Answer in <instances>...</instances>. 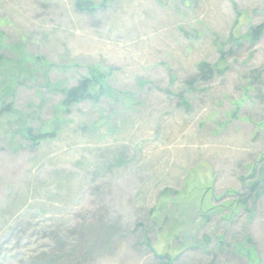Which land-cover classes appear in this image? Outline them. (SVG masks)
Masks as SVG:
<instances>
[{
	"label": "rangeland",
	"instance_id": "rangeland-1",
	"mask_svg": "<svg viewBox=\"0 0 264 264\" xmlns=\"http://www.w3.org/2000/svg\"><path fill=\"white\" fill-rule=\"evenodd\" d=\"M263 23L264 0H0V264H264Z\"/></svg>",
	"mask_w": 264,
	"mask_h": 264
},
{
	"label": "trees",
	"instance_id": "trees-1",
	"mask_svg": "<svg viewBox=\"0 0 264 264\" xmlns=\"http://www.w3.org/2000/svg\"><path fill=\"white\" fill-rule=\"evenodd\" d=\"M86 7H88V5L91 4L90 1H86L83 2ZM76 8H79L82 6L81 1H77L75 3ZM84 7V6H82ZM84 7V8H86ZM80 9V8H79ZM264 30V23L261 25H258L255 30H254V34L253 36H258L260 35ZM196 74H194L190 80L188 81L189 84H193L195 82H199V81H207L210 80L214 74H215V70L213 67H211L209 64L205 63V62H200L198 63V65L196 66ZM251 80V83H256L258 84V82L260 81V74H256L255 72H251L248 76ZM94 87H96V82H94V80L92 78H83L80 79L76 85L69 87L68 89H66L64 91V98L62 100V104L67 107L70 106L74 103H78L84 100H95L97 98V95L99 94V92H94ZM182 102V101H181ZM26 133L28 134V139H30L31 141H36L39 142L40 140L45 139L47 136V134H36L33 135L32 131L29 129H26ZM35 142V143H36ZM254 175V171L252 176ZM263 175L264 173L260 170L257 177L256 175L252 178L254 180H252L249 185L247 186V188H249V193L253 194L255 193V197L259 196L260 193V185L263 181ZM256 177V178H255ZM245 200L242 201V204H245ZM167 256L165 255H157V259L158 260H163L164 258H166ZM171 261V260H170ZM212 264V263H211Z\"/></svg>",
	"mask_w": 264,
	"mask_h": 264
}]
</instances>
